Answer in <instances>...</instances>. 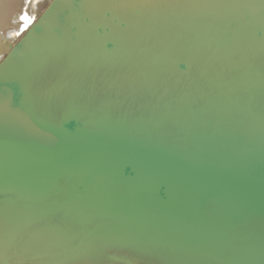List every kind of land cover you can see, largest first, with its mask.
Returning a JSON list of instances; mask_svg holds the SVG:
<instances>
[{
  "label": "water",
  "instance_id": "water-1",
  "mask_svg": "<svg viewBox=\"0 0 264 264\" xmlns=\"http://www.w3.org/2000/svg\"><path fill=\"white\" fill-rule=\"evenodd\" d=\"M27 24L0 61V264H264V0Z\"/></svg>",
  "mask_w": 264,
  "mask_h": 264
},
{
  "label": "bare ground",
  "instance_id": "bare-ground-1",
  "mask_svg": "<svg viewBox=\"0 0 264 264\" xmlns=\"http://www.w3.org/2000/svg\"><path fill=\"white\" fill-rule=\"evenodd\" d=\"M49 3L50 0H0V61L7 54L8 46L18 42L30 29L27 26L21 30L20 17L26 14L36 20Z\"/></svg>",
  "mask_w": 264,
  "mask_h": 264
},
{
  "label": "snow or ice",
  "instance_id": "snow-or-ice-1",
  "mask_svg": "<svg viewBox=\"0 0 264 264\" xmlns=\"http://www.w3.org/2000/svg\"><path fill=\"white\" fill-rule=\"evenodd\" d=\"M29 19H34V18H30V17H28L26 14H24V15H22V16L20 17V20L23 22V23H22V28H21V30H24L25 28H27V26H28L27 21H28ZM16 34L18 35V33H16Z\"/></svg>",
  "mask_w": 264,
  "mask_h": 264
}]
</instances>
